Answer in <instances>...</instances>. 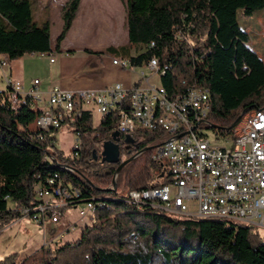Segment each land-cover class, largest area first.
I'll use <instances>...</instances> for the list:
<instances>
[{
  "label": "trees",
  "instance_id": "16d2710c",
  "mask_svg": "<svg viewBox=\"0 0 264 264\" xmlns=\"http://www.w3.org/2000/svg\"><path fill=\"white\" fill-rule=\"evenodd\" d=\"M80 1L67 0L62 7L55 50ZM123 1L128 42L120 49L129 52L137 47L138 53L128 58L132 67L157 58L166 68L159 78L166 94L205 87L207 120L218 128L231 129L241 112L264 106V63L248 45L249 35L237 20L238 13L249 18L263 9L264 0ZM0 18L4 20L0 55L9 63L25 54L51 53L50 22L34 20L30 0H0ZM258 20L264 23V15ZM140 83L138 79L132 86ZM39 113L29 102L13 107L7 89L0 90V229L22 217L31 219L20 209L32 212L39 202L36 188L49 187L51 178L78 192L66 200L61 213L85 202L93 204V211L74 240L42 244L22 259L12 252L0 258V264H264V236L250 226L175 216L150 202L137 205L130 199L133 190L167 182V177L153 174L165 163L152 158L164 132L137 128L122 134L116 130L117 112L103 115L95 124L93 113L83 111L69 123L79 134L80 147L64 155L55 146L64 124L45 132L42 139L34 137L37 130L31 125ZM104 142L117 144V162L102 160L96 143Z\"/></svg>",
  "mask_w": 264,
  "mask_h": 264
},
{
  "label": "built area",
  "instance_id": "2783aa9c",
  "mask_svg": "<svg viewBox=\"0 0 264 264\" xmlns=\"http://www.w3.org/2000/svg\"><path fill=\"white\" fill-rule=\"evenodd\" d=\"M39 55H51L40 53ZM50 61H53L50 58ZM6 56L0 55V69L8 66ZM151 74L159 77L165 67L157 58H150L144 65ZM130 70V61L127 67ZM141 83L138 86L124 87L115 82L103 89L66 90L53 86L46 92V98L36 90L26 92L23 83L2 75L13 107L29 102L31 107L44 101V106L35 119L37 133L42 139L44 133L62 124L73 122L83 111L96 112L101 117L113 111L118 114L116 130L131 134L137 128L162 131L165 136L154 147L152 158L164 162L165 168L160 178L167 182L144 190L129 193L138 205L143 202L161 211H169L187 218H218L235 224L247 225L254 230H264V106L244 110V116L230 128H218L207 120L205 87H187L174 95L160 92L158 84L150 83L144 70H138ZM34 85L39 83L34 79ZM136 122L140 124L137 127ZM224 140L228 145H215ZM73 148L80 147L79 134L75 133ZM99 154L102 145L96 143ZM77 154V153H75ZM125 155L122 156V159ZM49 187H37L35 196L39 201L32 212L30 208L20 209L24 216L44 224L46 221L63 225L56 235L75 228V223L63 218L61 207L66 200L78 195L77 190L55 178L48 180ZM193 205L194 208H191ZM93 204L85 202L78 210L79 217H88Z\"/></svg>",
  "mask_w": 264,
  "mask_h": 264
},
{
  "label": "rangeland",
  "instance_id": "374dc122",
  "mask_svg": "<svg viewBox=\"0 0 264 264\" xmlns=\"http://www.w3.org/2000/svg\"><path fill=\"white\" fill-rule=\"evenodd\" d=\"M31 9L33 13L34 20L41 24L42 22L48 20L50 22V38L51 42L54 43L57 35L59 34L62 27V18L61 10L67 0H30ZM104 0H87L86 8L94 6L96 3H100ZM263 14L264 8L259 9L253 12L252 16L247 18L242 16L240 13L237 14V20L240 28L248 33L249 42L248 45L256 52V54L261 58L264 63V23L257 21V18ZM89 18L84 20V24H77L79 31H74L73 35L69 39V47L77 49L78 47H91L94 49H104L108 45L111 35L115 30V22L110 20V16L102 18L94 15L91 22L86 21ZM256 21V26L253 25ZM0 23H4V20L0 18ZM104 27L103 34L99 35L98 31L94 32L84 31L85 27ZM115 28L112 30L111 28ZM83 28V29H81ZM116 31V32H117ZM124 34L126 33V25L123 26ZM126 38V36H125ZM137 48V47H132ZM76 53V52H75ZM59 52L53 51L50 56L48 55H39L27 54L24 57L17 58L11 61L8 66L4 69H0V90H5L6 86L2 81L3 73H6L12 78H18L19 76H25L29 81L34 78L43 81L44 83L50 82V72L51 66L49 59H57ZM23 58V59H21ZM120 62H127V60H117ZM113 62V61H112ZM138 70H144L145 73L150 77V83L160 85L158 77L151 74V72L146 67H139ZM51 85L47 92L51 87ZM94 123L99 122V114H93ZM239 116H244V111L239 114ZM137 127H140V124L136 122ZM31 127L35 128V124H32ZM209 138L212 139V143L215 145H228L230 142H225L224 140L215 141L212 134L209 135ZM76 141L75 133L72 131V126L69 123H65L58 129L56 134L55 146L60 150L64 155H69L72 152V148ZM191 208H194L193 205H190ZM79 205H73L71 208L65 209L63 213V218H66L68 222L77 223L75 229H69L64 233L61 231L62 235L59 239L60 243L74 240L77 238L81 232L82 227L88 222L87 217H79L78 210ZM61 209V208H59ZM175 216H180L176 213H171ZM63 229V225H56L53 227L50 221H46L44 224L32 221L28 217H22L17 220L12 221L3 229H0V258L8 255L9 253L16 252L18 253V259H22L27 255L31 254L34 250L39 248L42 244L53 245L56 243V235L60 230ZM53 234H51V232ZM259 233L264 236V230H258Z\"/></svg>",
  "mask_w": 264,
  "mask_h": 264
},
{
  "label": "crops",
  "instance_id": "0c3cea01",
  "mask_svg": "<svg viewBox=\"0 0 264 264\" xmlns=\"http://www.w3.org/2000/svg\"><path fill=\"white\" fill-rule=\"evenodd\" d=\"M86 3L87 0L80 1L71 27L67 31L65 38L60 43L58 50L54 49L55 41L52 43L50 38L51 53L53 51L59 52L57 59H53V61H50L49 59L52 64L50 82L44 83L43 81L38 80L39 83L34 85L33 81L36 78L31 81H29L24 75L14 78L23 83V87L26 92L36 90L41 94L42 98H46L47 89L51 85H56L63 89L74 91L79 89H103L110 84L119 82L124 87L129 88L139 79L137 71V68L139 67L124 70L112 63L113 60L128 59L130 56H135L138 53L134 48H131L129 52H125L120 49L121 46L126 45L128 42L125 2L123 0H104L89 8H86ZM94 15L98 17L102 16V18L110 16V20L115 22L114 25L117 24L115 28L118 29L120 24L121 27H119L118 31L115 30V32H113L108 45L104 47V49H94L85 46L78 47L77 49L69 47L70 37L73 35L74 31H79L77 24H84V20L89 17L90 19H87L86 21L91 22ZM124 25H126L125 34L123 31ZM115 28L113 27L111 29L114 30ZM95 30L98 31L99 35H102L103 30L105 29L104 27L95 28L89 26L85 27L84 31L94 32ZM107 47H112V49L107 50ZM85 49L100 51V53H89L84 51ZM43 106L44 101H41L36 103L34 108L41 109ZM94 113L96 112H93V114ZM100 118L101 116L99 115V120ZM53 232L54 231H52L51 234H53Z\"/></svg>",
  "mask_w": 264,
  "mask_h": 264
},
{
  "label": "water",
  "instance_id": "95a60500",
  "mask_svg": "<svg viewBox=\"0 0 264 264\" xmlns=\"http://www.w3.org/2000/svg\"><path fill=\"white\" fill-rule=\"evenodd\" d=\"M100 155L102 157L103 161L107 162H117L118 156H119V149L117 144H113L111 142H104L102 144V150L100 152ZM95 158H97V154L95 155ZM123 163H121L117 171L121 168ZM115 188V182L113 183V189Z\"/></svg>",
  "mask_w": 264,
  "mask_h": 264
},
{
  "label": "bare ground",
  "instance_id": "6f19581e",
  "mask_svg": "<svg viewBox=\"0 0 264 264\" xmlns=\"http://www.w3.org/2000/svg\"><path fill=\"white\" fill-rule=\"evenodd\" d=\"M113 64H116L117 66H119V67H127V62H120V61H117V60H113V62H112ZM160 78V77H159ZM160 92L161 93H163V94H166L165 93V91L164 90H162L161 88H160ZM208 100H209V93L207 92V91H205V104H206V107H207V109H209V107H208ZM130 197V196H129ZM130 199L134 202V203H136L137 205H138V203L132 198V197H130ZM164 212H167V213H171V212H169V211H164ZM163 213V212H162ZM213 219V218H212Z\"/></svg>",
  "mask_w": 264,
  "mask_h": 264
}]
</instances>
